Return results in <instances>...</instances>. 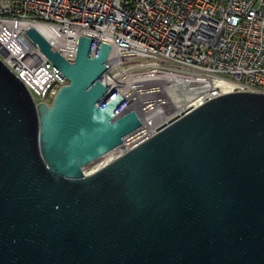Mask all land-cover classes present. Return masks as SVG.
<instances>
[{
  "label": "water",
  "instance_id": "1",
  "mask_svg": "<svg viewBox=\"0 0 264 264\" xmlns=\"http://www.w3.org/2000/svg\"><path fill=\"white\" fill-rule=\"evenodd\" d=\"M27 34L69 83L36 103L0 58V264H264V94L214 97L86 174L141 116L102 81L109 43L80 35L70 61Z\"/></svg>",
  "mask_w": 264,
  "mask_h": 264
},
{
  "label": "built area",
  "instance_id": "2",
  "mask_svg": "<svg viewBox=\"0 0 264 264\" xmlns=\"http://www.w3.org/2000/svg\"><path fill=\"white\" fill-rule=\"evenodd\" d=\"M31 27L70 61L80 35L111 45L102 81L143 121L127 150L228 93L216 92L218 79L230 92L264 94V0H0V58L36 103L51 104L69 80L28 36Z\"/></svg>",
  "mask_w": 264,
  "mask_h": 264
},
{
  "label": "bare ground",
  "instance_id": "3",
  "mask_svg": "<svg viewBox=\"0 0 264 264\" xmlns=\"http://www.w3.org/2000/svg\"><path fill=\"white\" fill-rule=\"evenodd\" d=\"M215 88L217 89L216 92L223 93V92H230L233 88L232 83H229L225 81L224 79H218L216 81V86ZM192 96V95H191ZM147 121V120H146ZM129 146H131L129 144ZM129 146H126V144L121 145L120 147L108 152L107 154L101 156L100 158L92 161L88 165L84 167V171L86 174L93 173L97 171L98 169L102 168L106 164L110 163L113 161L115 158L120 156L122 153H124Z\"/></svg>",
  "mask_w": 264,
  "mask_h": 264
}]
</instances>
